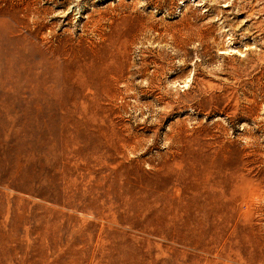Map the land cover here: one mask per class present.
<instances>
[{"label": "rangeland", "instance_id": "374dc122", "mask_svg": "<svg viewBox=\"0 0 264 264\" xmlns=\"http://www.w3.org/2000/svg\"><path fill=\"white\" fill-rule=\"evenodd\" d=\"M0 264H264V0H0Z\"/></svg>", "mask_w": 264, "mask_h": 264}]
</instances>
